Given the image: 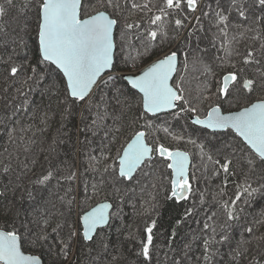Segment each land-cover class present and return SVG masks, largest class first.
I'll use <instances>...</instances> for the list:
<instances>
[{
  "label": "snow or ice",
  "instance_id": "obj_1",
  "mask_svg": "<svg viewBox=\"0 0 264 264\" xmlns=\"http://www.w3.org/2000/svg\"><path fill=\"white\" fill-rule=\"evenodd\" d=\"M225 3L204 11L200 0H0V127L9 143L22 139L20 113L36 118L34 94L65 116L81 110L83 130L99 141L89 140L82 171L49 167L31 175L35 160L11 153L0 159V213L7 220L0 264H45V255L52 264H78L85 249L101 258L109 251L101 233L121 218L137 188L148 193L140 209L132 204L145 217L143 235L129 232L126 239L137 243L140 264H159L161 209L178 205L176 222L185 223L207 206L208 189L200 184L211 180L219 184L211 197L217 210L193 236L201 253L190 255L189 241L173 247L170 231L163 246L171 264H218L222 247L230 264H264V0ZM202 17H210L207 29ZM211 28L217 53L209 55L201 40ZM245 40L251 43L241 48ZM126 48L129 56L118 57ZM144 57L153 58L146 68L117 75L119 60L134 67ZM190 63L203 77L195 90L186 80ZM219 69L225 72L217 77ZM47 117L44 111L41 123ZM253 246L257 255L249 257Z\"/></svg>",
  "mask_w": 264,
  "mask_h": 264
},
{
  "label": "trees",
  "instance_id": "obj_2",
  "mask_svg": "<svg viewBox=\"0 0 264 264\" xmlns=\"http://www.w3.org/2000/svg\"><path fill=\"white\" fill-rule=\"evenodd\" d=\"M217 3H220L222 6L226 7L225 0H200L201 9L204 11H211L216 8ZM15 10H12L9 14V20H11L12 16H15ZM196 16V15H195ZM198 16H201V12L199 11ZM210 17H202L204 27L207 29L209 27L208 20ZM230 20L235 23V14L230 17ZM194 23V21H193ZM35 24L33 23V28ZM191 27V25H190ZM216 29L211 28L208 31L207 36L201 40V47L208 46L210 49L209 55L217 53V49L210 47V41L214 38L213 33H215ZM236 29H230V35L232 32H235ZM31 39V38H29ZM251 43L249 40H245L240 46L244 47V44ZM3 49L0 48V52ZM126 51V53H125ZM126 54V57L129 56V50H124L122 52L117 53L118 57H123ZM223 55L222 52L219 53ZM132 56H135L136 53L132 52ZM153 58L144 57L142 59H138L136 61L135 66L133 67L130 64V67H127L124 61L121 59L118 62L117 72H129V70L133 68H139L146 66L152 61ZM225 72L224 69H219L217 71V77L223 75ZM182 75L184 73H181ZM119 76V74H117ZM54 78L58 79L54 74ZM186 80L188 81V86L195 90L203 80V77L200 74V68L198 65L189 64L188 72L186 74ZM59 86V85H58ZM118 86L127 89L128 85L125 80H120L118 82ZM2 87V86H0ZM33 99L36 105H39L36 108V118H30V113H20V122L16 125L17 127V135L22 139L19 141H13L9 143L8 137L4 134V129L0 127V159H4L8 153L15 155H19L21 160H24L25 157L28 158L29 161L35 160L36 164L33 169L31 175H38L49 167L52 168H61L67 169L69 166H74L76 169L83 170L85 156L84 153L88 150L89 140L92 141L91 146H95L99 141L98 139H94L90 136L87 131H84V123L81 118V110L75 109L71 115H63L62 107H58L55 102H51V107H49V100L47 97H41L39 94H34ZM240 104H235L232 106V109H240ZM46 111L48 113L47 122L41 123V117L43 112ZM4 113V105L3 102L0 101V116ZM165 116L161 115L160 121L158 123H162ZM169 119H171L169 117ZM175 124V121H172ZM180 123H184L180 121ZM190 123V121H189ZM23 128L25 131H20ZM30 130H27L29 129ZM179 130V129H177ZM189 131H191L189 129ZM130 134V130L129 133ZM187 134V133H186ZM127 135V134H126ZM121 137V140L126 138ZM161 135H163L161 133ZM198 133L194 136V138L198 137ZM162 142L168 143V141L163 140ZM27 145L30 149L29 152H24L23 146ZM182 150L189 151L190 153H195V148L191 145H179ZM5 149L8 152H5ZM194 163L197 162L195 156L193 157ZM13 167H16L15 162L13 163ZM19 171V168H17ZM199 175V173H198ZM14 179L13 177H11ZM5 182H7V178H5ZM201 188H207V206L204 207L198 215L193 218H189L185 223L177 224V219L182 218L181 213L183 209H180L178 205H173L172 202H168L161 209V215L158 218V229L157 232V247L160 249L158 252L159 264H171L172 253L169 252L168 247H164L163 245L166 243L164 237H167L170 231H174L176 234L175 241L172 242V246L179 249L185 243V241H189L192 243V253L190 255L198 257L201 253V248L199 246V240L193 241V236L199 231L201 227V223L204 221L207 213L213 210H217V206H215L211 202V197L218 190L219 184L217 180H211L209 183L200 184ZM148 193L141 192L139 188L136 190V194L131 196V198H126L128 200L123 207V214L120 219L113 220L111 222V227L106 228L101 235L104 236L109 242V251L107 254H104L101 258H95L87 256L86 249L80 252V256L77 258L78 264H112L113 258L116 260V264H140V261L137 259L135 252L138 251V245L135 241H129L126 239L129 232H132L136 235H143L142 229L144 226L145 217L142 215H138L137 210L132 207V204H136V208L140 209L144 203V197L147 198ZM97 200L102 199V197H97ZM90 204L95 206L96 201H89ZM219 215V212H218ZM7 223L6 217H4L3 213H0V227H4ZM137 229L141 231L137 233ZM236 231H239L237 229ZM264 231V228L261 229ZM236 235V232L234 233ZM30 246L26 245L25 249L28 250ZM227 247H222L220 249V255L217 257L218 264H222L221 257H223L222 252H224ZM34 254H39V250L32 249ZM75 250L73 252V256H75ZM249 257L253 255H257V250L253 246L248 253ZM45 264H52V258L45 255L43 257ZM60 264H72L71 258L69 261H61ZM194 264V262H193ZM240 264H248L247 259H242Z\"/></svg>",
  "mask_w": 264,
  "mask_h": 264
},
{
  "label": "rangeland",
  "instance_id": "obj_3",
  "mask_svg": "<svg viewBox=\"0 0 264 264\" xmlns=\"http://www.w3.org/2000/svg\"><path fill=\"white\" fill-rule=\"evenodd\" d=\"M200 7H201V5H200ZM198 14H199V10L197 11V13H195L194 14V16L196 15V16H198ZM126 50H128L127 48H126ZM125 53H126V51H125ZM123 57H126V54L123 56ZM152 62V61H151ZM148 65V64H147ZM126 66L127 67H130V64H126ZM145 66H141V67H139V68H133V69H131V70H129V73H138L142 68H144ZM127 72V71H126ZM126 72H117V74H119V75H121V74H123V73H126ZM233 105H235V104H233ZM233 105H231V109H232V106ZM237 110H240V109H235V110H233L232 109V111H237ZM194 160V159H193ZM239 233V231H236V235ZM228 252H229V249H226L224 252H222V255H223V257H222V261H221V263L222 264H230V261H231V256L230 255H228Z\"/></svg>",
  "mask_w": 264,
  "mask_h": 264
},
{
  "label": "water",
  "instance_id": "obj_4",
  "mask_svg": "<svg viewBox=\"0 0 264 264\" xmlns=\"http://www.w3.org/2000/svg\"><path fill=\"white\" fill-rule=\"evenodd\" d=\"M151 63V62H150ZM149 63V64H150ZM148 65H146L144 68H146ZM143 69V68H142ZM120 74V73H119ZM130 74H135V73H123V74H121V75H130ZM126 81V80H125ZM126 83H127V81H126ZM238 111V110H237ZM161 115H163V114H161Z\"/></svg>",
  "mask_w": 264,
  "mask_h": 264
}]
</instances>
